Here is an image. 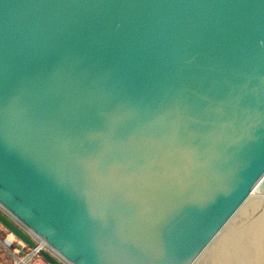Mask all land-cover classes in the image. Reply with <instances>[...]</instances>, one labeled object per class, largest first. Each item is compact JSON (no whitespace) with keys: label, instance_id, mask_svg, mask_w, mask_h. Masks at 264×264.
Listing matches in <instances>:
<instances>
[{"label":"water","instance_id":"water-1","mask_svg":"<svg viewBox=\"0 0 264 264\" xmlns=\"http://www.w3.org/2000/svg\"><path fill=\"white\" fill-rule=\"evenodd\" d=\"M249 201L264 202V0H0V225L18 248L264 264Z\"/></svg>","mask_w":264,"mask_h":264},{"label":"rangeland","instance_id":"rangeland-1","mask_svg":"<svg viewBox=\"0 0 264 264\" xmlns=\"http://www.w3.org/2000/svg\"><path fill=\"white\" fill-rule=\"evenodd\" d=\"M244 210V215L243 217L247 218V217H253L255 218V216L258 214H264V202L260 203L259 205H256V203H254L253 201H249L248 205L247 206H244L243 208ZM256 219L252 220V221H255ZM2 227V226H1ZM257 227L261 228V234L259 235V238L257 239V246L259 248V253H263L264 252V218H263V221L261 220L260 222H257ZM3 229H5L4 227H2ZM6 230V229H5ZM7 231V230H6ZM7 233H9L7 231ZM10 234V233H9ZM11 235V234H10ZM11 237L15 240V241H18L16 240V238L14 236L11 235ZM12 240L11 239H8L7 240V243H10L11 244ZM7 247H9L7 245ZM30 252V249L28 250L27 249V252L26 253H29ZM14 254V253H13ZM15 255V254H14ZM25 255V254H24ZM15 257V261L12 262V264H15L17 262L18 259H21L23 258L22 256H14ZM260 256H258V259H259Z\"/></svg>","mask_w":264,"mask_h":264},{"label":"crops","instance_id":"crops-1","mask_svg":"<svg viewBox=\"0 0 264 264\" xmlns=\"http://www.w3.org/2000/svg\"><path fill=\"white\" fill-rule=\"evenodd\" d=\"M11 239L12 242L7 243V240ZM17 241H15L9 233L5 229H3L0 225V264H12L13 261H15L14 256H24L22 254V249L24 251H27L25 247L22 246V248L17 247ZM7 245L9 247H7ZM15 255H14V254ZM19 261V259H18ZM21 261V260H20Z\"/></svg>","mask_w":264,"mask_h":264},{"label":"built area","instance_id":"built-area-1","mask_svg":"<svg viewBox=\"0 0 264 264\" xmlns=\"http://www.w3.org/2000/svg\"><path fill=\"white\" fill-rule=\"evenodd\" d=\"M23 260L24 264H47L42 259L38 257L36 249H30L29 253H26L23 258L19 259ZM15 264H20L17 260Z\"/></svg>","mask_w":264,"mask_h":264},{"label":"bare ground","instance_id":"bare-ground-1","mask_svg":"<svg viewBox=\"0 0 264 264\" xmlns=\"http://www.w3.org/2000/svg\"><path fill=\"white\" fill-rule=\"evenodd\" d=\"M256 189H257L256 186L252 188L251 193H250L251 197H253V195H254V197H255V196L257 197V196L260 195L259 193L254 192ZM18 262H19L20 264H24L23 260H21V261L19 260Z\"/></svg>","mask_w":264,"mask_h":264}]
</instances>
